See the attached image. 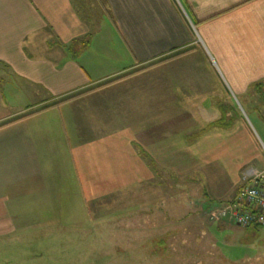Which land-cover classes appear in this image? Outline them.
I'll list each match as a JSON object with an SVG mask.
<instances>
[{"label": "crops", "instance_id": "0c3cea01", "mask_svg": "<svg viewBox=\"0 0 264 264\" xmlns=\"http://www.w3.org/2000/svg\"><path fill=\"white\" fill-rule=\"evenodd\" d=\"M259 82L264 0H0V241L131 192L135 236H204L208 212L264 173L250 148L236 159V127L213 126L223 94ZM175 175L219 180L178 218Z\"/></svg>", "mask_w": 264, "mask_h": 264}, {"label": "rangeland", "instance_id": "374dc122", "mask_svg": "<svg viewBox=\"0 0 264 264\" xmlns=\"http://www.w3.org/2000/svg\"><path fill=\"white\" fill-rule=\"evenodd\" d=\"M97 13L94 11L93 16ZM93 26V35H99L100 23L96 21ZM261 83L260 87L254 83L243 96H232V102L223 94L224 107L217 109L221 116L213 126L236 127L239 131L236 146H233L237 150L236 159L244 158L240 154L242 149L248 148L255 157L260 154L264 157V82ZM123 125L129 127V124ZM247 127L251 136L246 134ZM219 157L222 158L221 166H227L228 153L222 151ZM213 176L197 181L190 190L186 178L176 175L170 178L175 194V217L187 212L185 207L194 210L201 192L218 182L219 177ZM161 190L163 194L166 191ZM128 196L133 197L134 193L93 200L86 212L79 213L83 215L81 221L67 216L62 221L41 223L28 231L30 234L3 239L0 241V264H264V225L243 228L225 220L213 221L208 215L210 223L204 220L207 224L204 236H197L196 231L176 236L173 248H169V244L158 246L154 238L137 237L134 235L137 231L130 230L136 221L134 213L139 208L136 209L132 199L124 211V198L128 200ZM159 196H162L160 192ZM124 212L129 229L123 227ZM168 238L170 241L171 237ZM183 240L188 243L183 245Z\"/></svg>", "mask_w": 264, "mask_h": 264}, {"label": "built area", "instance_id": "2783aa9c", "mask_svg": "<svg viewBox=\"0 0 264 264\" xmlns=\"http://www.w3.org/2000/svg\"><path fill=\"white\" fill-rule=\"evenodd\" d=\"M213 221L225 220L243 228L264 225V176L251 169L243 177V185L232 200L208 212Z\"/></svg>", "mask_w": 264, "mask_h": 264}, {"label": "trees", "instance_id": "16d2710c", "mask_svg": "<svg viewBox=\"0 0 264 264\" xmlns=\"http://www.w3.org/2000/svg\"><path fill=\"white\" fill-rule=\"evenodd\" d=\"M165 60H166V59H165ZM135 72H137V70H136V71H133V72H131V73H129V74H133V73H135ZM126 76H128V75L121 76V77H119V78H117V79H114L113 81H115V80H119V79L124 78V77H126ZM110 82H112V81H110ZM110 82H108V83H110ZM108 83L101 84V85H99L98 87L103 86V85L108 84ZM261 85H262V83L260 82V83H257L255 86H256V87H257V86L260 87ZM80 94H81V93H80ZM80 94H77V95H75V96H79ZM75 96H73V97H75ZM73 97H68V98L62 99L60 102H63V101L69 100L70 98H73ZM56 104H58V103H54V104H52V105H49V106L43 107L42 109H38V110H36V111H32V112L26 114L25 116H28V115L33 114V113H36V112H38V111H41V110H43V109H46V108H48V107H50V106H53V105H56ZM225 202H226V201L220 202V203H221L220 206H221L223 203H225ZM227 202H228V201H227ZM256 227H257V226H256Z\"/></svg>", "mask_w": 264, "mask_h": 264}]
</instances>
